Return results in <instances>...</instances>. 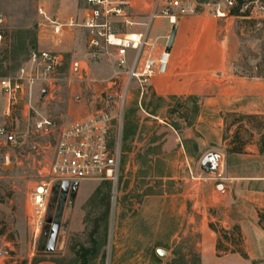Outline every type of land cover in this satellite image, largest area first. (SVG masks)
<instances>
[{
  "label": "rangeland",
  "instance_id": "obj_1",
  "mask_svg": "<svg viewBox=\"0 0 264 264\" xmlns=\"http://www.w3.org/2000/svg\"><path fill=\"white\" fill-rule=\"evenodd\" d=\"M83 1L72 17L80 18ZM224 1L199 0L194 14L206 9L212 15ZM73 2L0 0V80L16 77L29 65L34 48L63 51L73 67L84 65L86 50L77 55L61 49L64 36L39 24V4L61 17L73 10ZM244 16L217 22L213 37L226 54L225 64L205 73L200 87L166 96L151 87L143 96L132 89L117 189L88 180L64 200L61 187L54 185L40 232L29 221L32 191L38 169L50 162L53 142L43 132L28 131L29 117L70 123L67 114L86 115L105 86L77 81L67 71L55 91L42 95L40 88L35 90L36 111L24 98L9 116L8 95L0 87V123L14 121L27 133L23 148H9L0 157V264H36L47 258L58 264H171L182 257L188 262L194 251L201 264H264V19ZM52 42L59 44L54 48ZM98 63L87 66L91 75L99 80L110 76V67ZM241 143L243 152L230 150ZM58 214L56 249L48 251V220ZM223 229L231 231L232 241L222 239V244H234L230 248L245 255L218 249Z\"/></svg>",
  "mask_w": 264,
  "mask_h": 264
},
{
  "label": "built area",
  "instance_id": "obj_2",
  "mask_svg": "<svg viewBox=\"0 0 264 264\" xmlns=\"http://www.w3.org/2000/svg\"><path fill=\"white\" fill-rule=\"evenodd\" d=\"M200 5L199 0H84L80 18L65 21L45 4L38 5L42 19L39 24L54 36L62 35L67 27L85 29V63L75 68L63 51L34 48L29 65L23 66L16 77L0 80L8 95L7 115L24 98L35 110V90H46V94L55 91L67 77V71L72 79L87 84L103 83L105 87L92 98L91 110L70 123L47 116L29 117L32 122L28 131L43 132L53 142L50 162L38 169L39 182L32 191L29 221L35 233L43 228L50 192L56 183L106 181L117 189L123 169L129 95L134 88L143 96L152 78L165 73L170 61L168 41L161 46L158 38L152 36L153 25L159 18L178 24L182 18L197 13ZM213 13L219 18L245 15L264 19V0H225L215 5ZM100 61L110 63L111 74L99 80L87 66ZM26 143L27 133L18 123H0V157L9 148H23Z\"/></svg>",
  "mask_w": 264,
  "mask_h": 264
},
{
  "label": "crops",
  "instance_id": "obj_3",
  "mask_svg": "<svg viewBox=\"0 0 264 264\" xmlns=\"http://www.w3.org/2000/svg\"><path fill=\"white\" fill-rule=\"evenodd\" d=\"M73 4V10L61 17L68 20L76 15L80 0H74ZM209 13L205 9L201 13L186 16L178 22L177 32L170 51L168 69L165 73L157 74L152 78L150 87L154 94L166 96L188 93V90L200 87L203 83L201 78L203 79L205 73L212 71L219 63L224 66L226 54L223 49L216 47L217 43H220L213 37V33L216 31L217 22L228 18H219L214 14H212L213 16L209 15ZM74 27L76 28L67 27L64 29L61 35L64 36V44L60 48L73 50L78 55L86 50V31L81 27ZM172 27L173 25L166 18H159L155 21L152 36L158 38L161 46L166 40L168 41ZM57 44L59 42H52L51 46L55 48ZM96 65L102 69L110 67L107 64L98 63ZM198 76L200 77L199 80L197 79ZM67 117L73 121L80 118L75 113H68ZM81 182H86V180ZM81 182L78 189L81 187ZM2 246L3 244L0 243V249ZM36 264L58 263L52 258H47Z\"/></svg>",
  "mask_w": 264,
  "mask_h": 264
},
{
  "label": "water",
  "instance_id": "obj_4",
  "mask_svg": "<svg viewBox=\"0 0 264 264\" xmlns=\"http://www.w3.org/2000/svg\"><path fill=\"white\" fill-rule=\"evenodd\" d=\"M176 32H177V24H174L171 29L170 36L167 42L166 49L168 51H171ZM46 93H47L46 90L42 91V95H45ZM212 158H213V154L212 153L208 154L203 159V166L207 167L208 164L212 161ZM79 183H80L79 181H75L71 183L69 180H66L63 181L62 183H56L55 185H59L61 187V198L66 200L70 192H71V196H75L79 188ZM60 225H61V218L60 216L57 215L56 222L53 223L51 234L48 239V244H47L48 251H54L56 249V243L58 240Z\"/></svg>",
  "mask_w": 264,
  "mask_h": 264
},
{
  "label": "trees",
  "instance_id": "obj_5",
  "mask_svg": "<svg viewBox=\"0 0 264 264\" xmlns=\"http://www.w3.org/2000/svg\"><path fill=\"white\" fill-rule=\"evenodd\" d=\"M243 149H244V143H241L239 146H234L230 150L231 151H235V152H243ZM261 151H264V146L261 148ZM261 218H262V215H261ZM236 228L239 231L240 240H242L243 237H242L241 229H240L239 226H236ZM222 239H226L227 241L231 242L232 241L231 240V231L223 229L222 234L220 235L219 240H218V245H217L218 249L223 248L225 251L238 252V253H241L242 255H245L242 252V249H240V248H235L234 247V248L231 249L230 245H234V244H229L227 246L225 244H222ZM189 259L190 260H188V262H187L185 257H182L179 260L178 259L175 260L171 264H201L202 263V257L200 255V253H198L196 251L191 252ZM254 264H261V263L260 262H254Z\"/></svg>",
  "mask_w": 264,
  "mask_h": 264
},
{
  "label": "flooded vegetation",
  "instance_id": "obj_6",
  "mask_svg": "<svg viewBox=\"0 0 264 264\" xmlns=\"http://www.w3.org/2000/svg\"><path fill=\"white\" fill-rule=\"evenodd\" d=\"M58 216H60V215L58 214ZM56 218H57V215L53 218H49L48 222L53 226V223L56 222ZM61 222H62V220H61ZM52 226H51V229H52ZM60 227H61V225H60ZM50 234H51V231H50ZM49 237H50V235H49Z\"/></svg>",
  "mask_w": 264,
  "mask_h": 264
}]
</instances>
